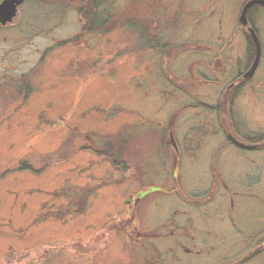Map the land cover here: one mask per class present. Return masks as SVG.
I'll list each match as a JSON object with an SVG mask.
<instances>
[{
    "label": "rangeland",
    "instance_id": "rangeland-1",
    "mask_svg": "<svg viewBox=\"0 0 264 264\" xmlns=\"http://www.w3.org/2000/svg\"><path fill=\"white\" fill-rule=\"evenodd\" d=\"M96 1L0 24V264H264V6Z\"/></svg>",
    "mask_w": 264,
    "mask_h": 264
},
{
    "label": "water",
    "instance_id": "water-1",
    "mask_svg": "<svg viewBox=\"0 0 264 264\" xmlns=\"http://www.w3.org/2000/svg\"><path fill=\"white\" fill-rule=\"evenodd\" d=\"M22 2V0H2L0 2V24L6 25L7 23L11 22L14 19V16L16 14L17 5H19ZM254 5H262L264 6V0H248L242 7L239 15V20L242 25L247 24V13L248 9H250ZM252 28H249V32L251 34V37L253 38V41L256 43V56L255 59L252 61V65L250 69L247 72H244L243 77L248 78L252 76V72H254L260 57V47H259V41L254 31H252ZM170 143L174 148H176V143L173 139L172 134L170 133L169 137Z\"/></svg>",
    "mask_w": 264,
    "mask_h": 264
},
{
    "label": "trees",
    "instance_id": "trees-1",
    "mask_svg": "<svg viewBox=\"0 0 264 264\" xmlns=\"http://www.w3.org/2000/svg\"><path fill=\"white\" fill-rule=\"evenodd\" d=\"M90 3H92L90 5V9L86 10L85 13H86V15H88L87 18H89V21H91V25H94L90 17L95 15V11L94 10H95V8L98 5L100 6L101 2H97L96 0H90ZM92 10H93V12L91 13ZM105 10H106L107 13L110 12V11H108L107 7H105ZM139 11L141 13V10H139ZM250 12H251V9L248 11V20L250 18ZM130 25H131L130 28H131L132 32L136 31L138 33L137 35L139 37H142L143 33L145 35L146 33H148L150 31V30L148 31L149 27H146V25H148V24H146L142 19H139L138 17L135 18L133 21H131ZM99 27H102V26H99ZM224 103L225 102L223 101L221 103V105L224 104ZM100 143H101V150L104 151L103 152L104 155L108 156L109 158L111 157L110 158V161H111L110 163H112L114 166H118L119 164L117 162V158H118L119 150L121 149L120 146L118 148H116V146H118V145L113 144L111 142H108L107 140L104 141V142H100ZM129 221H131V220H129ZM133 223L134 222H131L132 225H133Z\"/></svg>",
    "mask_w": 264,
    "mask_h": 264
}]
</instances>
